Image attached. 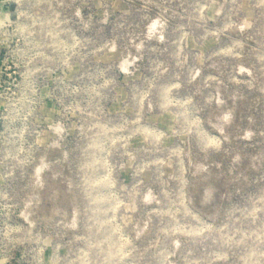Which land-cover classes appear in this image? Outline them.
Listing matches in <instances>:
<instances>
[{
  "label": "rangeland",
  "instance_id": "374dc122",
  "mask_svg": "<svg viewBox=\"0 0 264 264\" xmlns=\"http://www.w3.org/2000/svg\"><path fill=\"white\" fill-rule=\"evenodd\" d=\"M12 10L0 203L76 264H264V0Z\"/></svg>",
  "mask_w": 264,
  "mask_h": 264
},
{
  "label": "built area",
  "instance_id": "2783aa9c",
  "mask_svg": "<svg viewBox=\"0 0 264 264\" xmlns=\"http://www.w3.org/2000/svg\"><path fill=\"white\" fill-rule=\"evenodd\" d=\"M20 1L0 0V81L3 76L13 82L17 79L14 72H8L7 64L19 50L20 38L12 31L11 17L13 3ZM26 209L25 205L15 208L0 203V264H76L75 249L66 235L73 231L75 223L67 219L53 220L51 224L56 226L53 231L49 222L45 219L38 222ZM43 222L45 228L42 226L43 229L35 233L34 228Z\"/></svg>",
  "mask_w": 264,
  "mask_h": 264
}]
</instances>
